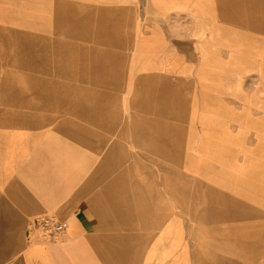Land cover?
I'll list each match as a JSON object with an SVG mask.
<instances>
[{
  "label": "rangeland",
  "instance_id": "rangeland-1",
  "mask_svg": "<svg viewBox=\"0 0 264 264\" xmlns=\"http://www.w3.org/2000/svg\"><path fill=\"white\" fill-rule=\"evenodd\" d=\"M208 1L0 0V110L90 137L105 264H170L159 247L179 234L195 264L201 220L264 264V2ZM38 223L64 239L58 215Z\"/></svg>",
  "mask_w": 264,
  "mask_h": 264
},
{
  "label": "crops",
  "instance_id": "crops-1",
  "mask_svg": "<svg viewBox=\"0 0 264 264\" xmlns=\"http://www.w3.org/2000/svg\"><path fill=\"white\" fill-rule=\"evenodd\" d=\"M32 116L36 115L23 105L0 110V264H105L110 227L106 204L96 201L93 142L80 134L71 117L40 124ZM47 213L58 215L66 224L61 242L41 236L38 219ZM204 221H190L187 229L197 251L195 264H223L213 250L219 246L243 264L260 259L250 258L239 239L226 235L222 227L213 230ZM163 232L167 239L177 234L169 226ZM181 238L179 234L167 247H159L161 261L169 257L170 264H190L175 253Z\"/></svg>",
  "mask_w": 264,
  "mask_h": 264
},
{
  "label": "built area",
  "instance_id": "built-area-1",
  "mask_svg": "<svg viewBox=\"0 0 264 264\" xmlns=\"http://www.w3.org/2000/svg\"><path fill=\"white\" fill-rule=\"evenodd\" d=\"M43 222H44V223H43L44 225H47V221H43Z\"/></svg>",
  "mask_w": 264,
  "mask_h": 264
},
{
  "label": "bare ground",
  "instance_id": "bare-ground-1",
  "mask_svg": "<svg viewBox=\"0 0 264 264\" xmlns=\"http://www.w3.org/2000/svg\"><path fill=\"white\" fill-rule=\"evenodd\" d=\"M65 233H66V230H65ZM64 237H65V234H64Z\"/></svg>",
  "mask_w": 264,
  "mask_h": 264
}]
</instances>
